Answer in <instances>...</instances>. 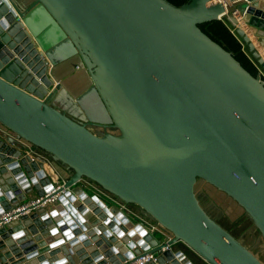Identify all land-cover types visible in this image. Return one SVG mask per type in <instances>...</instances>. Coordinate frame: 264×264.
I'll list each match as a JSON object with an SVG mask.
<instances>
[{
    "label": "water",
    "instance_id": "water-1",
    "mask_svg": "<svg viewBox=\"0 0 264 264\" xmlns=\"http://www.w3.org/2000/svg\"><path fill=\"white\" fill-rule=\"evenodd\" d=\"M210 3L0 0V214L32 191L59 195L0 228L2 264H264L197 193L202 182L226 196L264 243V80L198 28L225 13L264 73V0ZM46 20L66 41L53 42L57 61L30 26Z\"/></svg>",
    "mask_w": 264,
    "mask_h": 264
},
{
    "label": "rangeland",
    "instance_id": "rangeland-1",
    "mask_svg": "<svg viewBox=\"0 0 264 264\" xmlns=\"http://www.w3.org/2000/svg\"><path fill=\"white\" fill-rule=\"evenodd\" d=\"M49 24L46 29H38L30 25L39 42L45 47V52L52 57L55 51L54 47L57 45V49L60 47V52H65L66 41L61 38L59 30L52 24V22L46 20ZM57 44L54 46L55 43ZM54 46V47H53ZM57 61V60H56ZM81 103V102H80ZM82 108L85 110L87 116L93 119L92 112L90 110L88 101L81 103ZM197 193L199 194L201 205L211 215H213L220 224L225 227H229L237 235L244 245H249L255 249V251L264 250V243L260 239V235L255 228H249V222L243 212H241L234 203H232L226 196L216 192L213 188L208 185L199 182L197 186ZM249 228V229H248Z\"/></svg>",
    "mask_w": 264,
    "mask_h": 264
},
{
    "label": "built area",
    "instance_id": "built-area-1",
    "mask_svg": "<svg viewBox=\"0 0 264 264\" xmlns=\"http://www.w3.org/2000/svg\"><path fill=\"white\" fill-rule=\"evenodd\" d=\"M232 1H245V0H211L210 4H222L226 9H227V4H229ZM225 14V13H224ZM224 14L219 16V21H222L225 23V25L227 26L229 32L238 40V42L241 45L242 51L245 54V56L248 58V60L250 61V63L253 65V67L255 68L257 74H260L264 80V73L262 72L261 68L255 63V61L246 53L245 51V47L244 45L240 42V40L237 38L234 29L231 28L225 21H224ZM234 16L237 18V21L240 22L241 20V16L236 15V13H234ZM28 154L30 155L31 159L33 160L34 157L36 155H38L32 148H30L28 146ZM35 152V153H34ZM60 186V185H57ZM58 188V187H57ZM53 193V192H52ZM50 194H46L43 198H38V197H34L32 199H29L23 203H21L15 210L9 211V212H5L0 214V228L2 226H5L6 224L10 223L12 220L15 219L14 214L15 213H21V214H29L30 213V209L32 207L38 208V207H44L47 206L48 204H52L54 203L59 195H51ZM151 261H155V255L154 254H146L143 256H140L138 259L134 260V261H125L123 264H147ZM0 264L1 261H0Z\"/></svg>",
    "mask_w": 264,
    "mask_h": 264
},
{
    "label": "crops",
    "instance_id": "crops-1",
    "mask_svg": "<svg viewBox=\"0 0 264 264\" xmlns=\"http://www.w3.org/2000/svg\"><path fill=\"white\" fill-rule=\"evenodd\" d=\"M256 48H257V51H259V53L264 58L263 53L260 51L261 49L258 47H256ZM54 182L57 185H61L62 184V176H61V178L54 177ZM76 186H80L84 190V192L90 197L97 196V198H99V201L104 202L107 206H109V207L115 206V204L108 197H106L105 194L99 192L95 186L90 185L88 182L82 181L79 184H77ZM35 195L36 194L34 191L29 193L27 196L28 200L34 198ZM121 211L124 213V215L126 217H128L134 223L141 224L147 231L150 232L152 238L155 239L156 241L163 242V241L167 240V237L161 232V230H159V228L154 227L153 225L150 226V224H148L150 222H148L147 219L143 218L142 213L136 207H134V206H123V207H121ZM81 234L84 235V232H82ZM53 251L47 252V253L43 254L42 256H47V258H48V255L51 254ZM188 254H190V253H188ZM189 256L191 257V260L195 264H205L204 262L199 260L196 256H194V255H189ZM54 258H55V260H57L56 259L57 255H55ZM54 258L50 257L49 259H47V260L45 259V260L48 261V263H49V262L53 261ZM49 264H54V263H49Z\"/></svg>",
    "mask_w": 264,
    "mask_h": 264
},
{
    "label": "trees",
    "instance_id": "trees-1",
    "mask_svg": "<svg viewBox=\"0 0 264 264\" xmlns=\"http://www.w3.org/2000/svg\"><path fill=\"white\" fill-rule=\"evenodd\" d=\"M167 1L172 5L178 7L186 3L188 0H167ZM198 28L213 41L223 46L227 51L231 52L233 54V57L252 76H255L257 74L255 68L243 53L240 43L229 32L224 22L215 20L198 25Z\"/></svg>",
    "mask_w": 264,
    "mask_h": 264
},
{
    "label": "flooded vegetation",
    "instance_id": "flooded-vegetation-1",
    "mask_svg": "<svg viewBox=\"0 0 264 264\" xmlns=\"http://www.w3.org/2000/svg\"><path fill=\"white\" fill-rule=\"evenodd\" d=\"M127 206V205H126ZM246 216V215H245ZM247 217V216H246ZM215 220H216V218H214ZM248 219V218H247ZM217 221V220H216ZM248 222H249V228H254L253 227V225H252V223L250 222V220L248 219ZM217 223H219V221H217ZM220 224V223H219ZM222 227H224L228 232H230L235 238H237L238 240H240L238 237H236L237 235L232 231V229L231 228H229V227H225L224 225H222V224H220ZM248 228V229H249ZM241 241V240H240ZM241 243H242V241H241ZM244 244V243H243ZM248 249H251V251L253 252V253H255L256 251H255V249L253 248V247H251V246H249V245H245ZM256 255H257V257L259 258V259H262V254L261 253H259L258 251H257V253H255Z\"/></svg>",
    "mask_w": 264,
    "mask_h": 264
}]
</instances>
